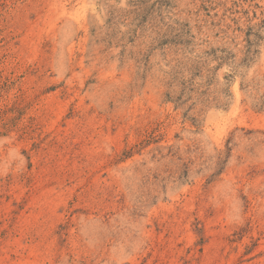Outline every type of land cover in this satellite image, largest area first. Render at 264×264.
Instances as JSON below:
<instances>
[{"label":"rangeland","instance_id":"obj_1","mask_svg":"<svg viewBox=\"0 0 264 264\" xmlns=\"http://www.w3.org/2000/svg\"><path fill=\"white\" fill-rule=\"evenodd\" d=\"M0 264H264V0H0Z\"/></svg>","mask_w":264,"mask_h":264}]
</instances>
